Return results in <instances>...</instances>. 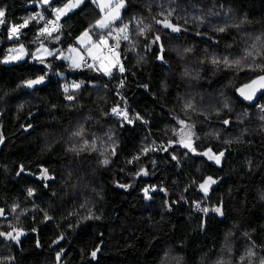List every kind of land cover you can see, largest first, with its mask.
Returning <instances> with one entry per match:
<instances>
[{"label":"trees","instance_id":"16d2710c","mask_svg":"<svg viewBox=\"0 0 264 264\" xmlns=\"http://www.w3.org/2000/svg\"><path fill=\"white\" fill-rule=\"evenodd\" d=\"M71 1L50 0L41 19L36 0H0V232L28 233L20 245L0 236V264H264V96L236 94L264 73V0H121L99 33L114 34L111 81L59 59L96 30L93 0L40 33ZM43 45L57 53L34 62ZM21 46L26 59L6 64ZM40 76L45 87L24 90ZM125 101L147 123L112 113ZM181 121L194 150L173 144ZM146 187L158 188L151 202ZM192 199L216 215L204 224Z\"/></svg>","mask_w":264,"mask_h":264},{"label":"rangeland","instance_id":"374dc122","mask_svg":"<svg viewBox=\"0 0 264 264\" xmlns=\"http://www.w3.org/2000/svg\"><path fill=\"white\" fill-rule=\"evenodd\" d=\"M85 1L86 0H82V3H79L77 6H74V7H66L69 5H75L76 4V0H72L70 3H68L66 6L63 7V9H65V11L62 13H59V17L62 18L63 16L69 14L70 12H72L73 10H75L76 8L81 6ZM111 1L112 0H109V1H107V3H110ZM49 2H50V0H49ZM49 2H48V4H49ZM121 4L124 5V3L122 1H121ZM121 8H122V6L116 7L107 15H102L101 19L98 20L96 23V27H97L96 30L93 31V33L87 32L88 37H85L84 34L80 37L78 36V38L76 39V42L74 44L71 43L70 45L60 49V53H59L60 58L59 59L62 61L68 62L70 64V70L71 71H73V70L79 68V66L83 65V61H84L86 56H89L92 59H94V57H95L94 60L98 61V64H99L98 69L100 70V72L98 70L97 71L99 73H101L106 79H110V74L113 71L112 67L115 66L114 65L115 63L119 64V61L115 57H113L114 54L112 56L108 55V48L113 46V45L110 46V40H111V37L114 36V34L112 32H109V33L105 34L104 36H101V37H105L106 43H100L99 42L100 40L98 41V38L100 39L99 33L104 31L106 28L109 27V25H111L113 23V21H112L113 19L115 21L118 19V16L120 14L119 11ZM56 10L57 9L55 8V14L58 15ZM100 21L106 22L108 24V27H105V28L99 27L98 22H100ZM0 25H1V23H0ZM47 27H48V24H47ZM40 33H46V32L41 30ZM89 37H90V39H89ZM73 49H75V51H72ZM53 53H57V52H55L54 50H49V48L45 45L40 46L36 50V52L33 56V60H34V62H40V63L47 61L52 56ZM26 57H27V51L24 47L21 46L19 48L13 49L10 52L8 57L5 59V63L6 64L20 63V62L24 61L26 59ZM93 69L96 70V68H93ZM105 71H108L110 74L106 75ZM75 85H79V83H73L72 87L76 88ZM139 116H140V118H138L137 116H135V117L138 119H141V120H143V122L147 123L145 121V119L142 118V116L140 114H139ZM128 117H130V116H127V118ZM198 139H199V136L197 135L194 126L190 122L185 121V122H183V124L182 123L180 124V129L177 132L176 139H175V142L173 144L178 145V146H183V144L181 143V141L183 140L184 143H190L192 145ZM167 151L169 152L170 149H168ZM204 153H208V155H207L208 157L219 156V155H215L213 152H209V151H206ZM221 157L222 156H220V162L219 163H217L214 158L211 159V161H213L216 164H220L221 160H222ZM43 177H45V175Z\"/></svg>","mask_w":264,"mask_h":264},{"label":"snow or ice","instance_id":"6c2138e0","mask_svg":"<svg viewBox=\"0 0 264 264\" xmlns=\"http://www.w3.org/2000/svg\"><path fill=\"white\" fill-rule=\"evenodd\" d=\"M43 2H44L45 4H47V3L49 2V0H43ZM79 3H82V0H76V4H75V5H69V6H66V7H74V6H77ZM120 6H122V4L117 5V7H120ZM56 11H57V13H58V15H57V19H59V13L64 12L65 9H57ZM4 15H5L4 12H3V11H0V18H3ZM169 15H170V14H169ZM41 19H43V17H41ZM3 22H4L3 19H0V23H3ZM27 23H28V21L25 20L24 24H23V25H20L19 27H24V26L27 25ZM49 23H54V22H51V21H50ZM157 23H158V24H161V23H162L164 27H166V28H171L172 31H180V29H179L178 27L173 26L170 22L167 21V19H165L164 21L157 20ZM98 26L101 27V28H105V27H108V24H107L106 22H104V21H100V22H98ZM19 27H17V26H13V27L11 28L9 38H12L13 35L18 34V32H19ZM53 30H54V29H53ZM222 30H223V29H221V31H222ZM42 31H44V32H48L49 35H51V32L49 31V29H48L47 26H45V28H44ZM118 31L121 32V33H125V35L122 37L124 40H127V39L129 38L128 35L126 34V32H127V25H125L124 28H121V29H119ZM84 36H85V37H88V33L85 32V33H84ZM89 39H90V37H89ZM156 39L159 40V37H156ZM99 42H100V43H106V39H105V37H100V41H99ZM45 51H46V50H45ZM72 51H75V49H73ZM49 54H50V53H49ZM94 59H95V57H94ZM225 63H228V61L226 60ZM234 63L239 64L240 61H235ZM88 66L91 67V65H88ZM120 71H121V72L123 71V68H122V67L120 68ZM105 74L107 75V74H110V73H109L108 71H105ZM42 80H43V77H40V78H38V79H36V80H29V81L26 82V85H27L28 87H32V86L35 85V84L41 83ZM252 85H258V87H260V88H264V75L260 76L257 80H253V81H252ZM252 85H248L247 87H252ZM75 87L78 88L79 85H75ZM65 91H67V89H65ZM254 91H255V89L253 90V93H254ZM241 94H242V95L244 94L243 90H241ZM245 98H246V99H251V98H252V94L246 95ZM68 99H72V97H68ZM112 111H113V113L116 114V115H121V114H123L124 118L127 119V113H126V112L121 113L117 108H113ZM180 123L183 124V121H181ZM224 123L227 124L228 121H224ZM181 143L183 144L184 147L189 148L190 150H194V149L191 148V144H190V143H184L183 140L181 141ZM147 150H148V149H145V151H147ZM204 155H208V153H204ZM220 156H223V153H220L219 156H214V157H213V156H210L209 158H210V159H213V158H214V159L216 160V162L219 163V162H220ZM173 159H175V157H173ZM105 163H107V161H105ZM45 172H46V170H45ZM210 182H211V183H215L214 180H212L211 178H209V180L205 181L203 184L200 185L201 190H203V191L205 192V194H206L207 191H208V187H207V185H208ZM147 191H148V190L145 189V195H146V196H147ZM29 194H31V190H29ZM205 211H207V210L205 209ZM215 211L219 213V212H220V209L217 208V209H215ZM0 215H3V210H2V209H0ZM2 235H8V236H10L12 239H16V240H18V238H19L18 235H17V236H11V233H7V234H5V233H3V232H0V236H2ZM250 254H251V253H250ZM92 255H93V257H95L96 253L93 252Z\"/></svg>","mask_w":264,"mask_h":264},{"label":"water","instance_id":"95a60500","mask_svg":"<svg viewBox=\"0 0 264 264\" xmlns=\"http://www.w3.org/2000/svg\"><path fill=\"white\" fill-rule=\"evenodd\" d=\"M264 75L263 74H260L258 76H256L255 78L251 79L250 81L246 82V83H243L242 85H240L237 89H236V94H237V97L242 101L244 102L245 104L247 105H255L257 104L260 99L264 96V88H260L258 87V85H252V81L253 80H257L260 76ZM40 77H43V76H40ZM40 77H37L35 79H32V80H36ZM48 84L47 82V79L45 77H43V80L41 83H38V84H35L33 85L32 87H28L26 84L24 86V90L25 91H32V90H36V89H40V88H43L45 87L46 85ZM248 85H252V87H247ZM255 89L254 93H253V90ZM241 90H243L244 94L242 95L241 94ZM249 94H252V98L251 99H246L245 96L246 95H249ZM117 108V107H116ZM118 109V108H117ZM36 113V112H35ZM33 113L32 115H30L29 119L32 118V116L35 114ZM113 113V111H112ZM207 181V179L205 180ZM204 181V182H205ZM203 182V183H204ZM202 183V184H203ZM145 189H147V196L145 195V190L142 192L143 195H145V201L146 202H150L153 200L152 196L150 195V192L151 193H156L158 191V188L155 187L153 189H150V187H146ZM203 191V190H202ZM204 192V191H203ZM212 212L208 211L204 214V217H203V222L204 224L206 223L207 219L212 216ZM9 233H11V236H19L18 240L16 239H12L10 236L8 235H5L6 239L10 240V241H13L15 242L17 245H20L21 244V241L26 238L28 236V233L26 231H23V230H20V229H14L12 231H10Z\"/></svg>","mask_w":264,"mask_h":264},{"label":"built area","instance_id":"2783aa9c","mask_svg":"<svg viewBox=\"0 0 264 264\" xmlns=\"http://www.w3.org/2000/svg\"><path fill=\"white\" fill-rule=\"evenodd\" d=\"M37 2H39L40 0H36ZM31 6H39V5H31ZM51 22H54V23H49V29H54V30H59L62 26H63V21H62V18L59 17V19H57V15L54 13V17L52 19ZM116 51V47L115 46H112V47H109L108 48V55L109 56H112ZM88 65H91V67H89ZM82 67L84 69H93V68H96V70H98L100 72V70L98 69L99 68V64H98V61L92 59L91 57L89 56H86L84 61H83V65ZM109 81H111L109 79ZM120 86H123V82L121 81L119 83ZM128 107H129V110L131 111V113L135 116H137L138 118H140L139 114L136 112V110L134 109V107L131 105L130 101L128 103ZM188 202V200H186ZM190 205H191V208L195 211H202L206 208H209L210 211H213V207L212 206H209V205H203V204H198V203H195L193 201V199L190 201ZM260 251L264 254V250L263 249H260Z\"/></svg>","mask_w":264,"mask_h":264},{"label":"bare ground","instance_id":"6f19581e","mask_svg":"<svg viewBox=\"0 0 264 264\" xmlns=\"http://www.w3.org/2000/svg\"><path fill=\"white\" fill-rule=\"evenodd\" d=\"M34 5H39V6H37V9H38V15H39V17H43V19H46V17H47V13H46V11H45V9L43 8V7H46L47 5H48V3L47 4H45L44 2H43V0H40L39 2H35V3H33ZM50 21H52V20H50ZM49 21V22H50ZM62 28V27H61ZM60 28V29H61ZM48 29H49V23H48ZM11 30V29H10ZM49 31H51V32H53V31H55V30H53V29H49ZM57 31V30H56ZM21 33H22V31H21V29L19 28V32H18V34H15V35H13L12 36V38H10L11 40H15V39H17L20 35H21ZM9 36H10V31H9ZM121 113H124V112H128V110H129V107H128V102L127 101H125V103H124V105L122 106V107H120L119 109H118ZM119 117H123V114H121V115H118ZM175 160L176 161H178L176 158H175ZM152 194H154V193H151L150 192V195H152ZM151 202V201H150ZM195 203H198V204H203V205H209V203H208V201L207 200H203V201H195ZM210 206V205H209ZM206 210L207 211H205V209L204 210H202V211H195L196 213H206V212H208V211H210V209L209 208H206Z\"/></svg>","mask_w":264,"mask_h":264},{"label":"crops","instance_id":"0c3cea01","mask_svg":"<svg viewBox=\"0 0 264 264\" xmlns=\"http://www.w3.org/2000/svg\"><path fill=\"white\" fill-rule=\"evenodd\" d=\"M93 1L96 3V7L98 8L99 12L101 14H103V15H107L114 8H116L117 5H120L121 4V0H112L110 3H107V1H109V0H93ZM120 11H121V9H120ZM112 21H114V19Z\"/></svg>","mask_w":264,"mask_h":264}]
</instances>
